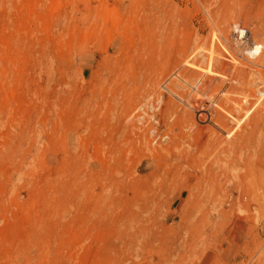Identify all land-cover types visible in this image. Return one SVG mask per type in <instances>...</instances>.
Returning a JSON list of instances; mask_svg holds the SVG:
<instances>
[{
  "label": "rangeland",
  "instance_id": "1",
  "mask_svg": "<svg viewBox=\"0 0 264 264\" xmlns=\"http://www.w3.org/2000/svg\"><path fill=\"white\" fill-rule=\"evenodd\" d=\"M0 264H264V0H0Z\"/></svg>",
  "mask_w": 264,
  "mask_h": 264
},
{
  "label": "bare ground",
  "instance_id": "2",
  "mask_svg": "<svg viewBox=\"0 0 264 264\" xmlns=\"http://www.w3.org/2000/svg\"><path fill=\"white\" fill-rule=\"evenodd\" d=\"M235 32L240 34L239 38H245L247 36V33H245L244 29L240 28L239 25L235 26ZM253 47V46H252ZM234 51V49H233ZM260 51V45L259 46H254L251 50V55L257 56V52ZM236 53V52H235ZM235 55V54H234ZM247 166V165H246ZM249 169V168H247ZM244 174V173H243ZM236 200V199H235Z\"/></svg>",
  "mask_w": 264,
  "mask_h": 264
}]
</instances>
